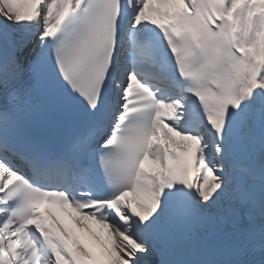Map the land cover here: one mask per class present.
<instances>
[{
  "label": "snow or ice",
  "instance_id": "6c2138e0",
  "mask_svg": "<svg viewBox=\"0 0 264 264\" xmlns=\"http://www.w3.org/2000/svg\"><path fill=\"white\" fill-rule=\"evenodd\" d=\"M154 257L264 264V0H0V264Z\"/></svg>",
  "mask_w": 264,
  "mask_h": 264
},
{
  "label": "bare ground",
  "instance_id": "6f19581e",
  "mask_svg": "<svg viewBox=\"0 0 264 264\" xmlns=\"http://www.w3.org/2000/svg\"><path fill=\"white\" fill-rule=\"evenodd\" d=\"M243 224L246 223V221L242 222ZM235 227H231L228 225V223L221 225L219 228H216L215 230L219 231V232H223V233H227L230 234L234 231H236V229H234Z\"/></svg>",
  "mask_w": 264,
  "mask_h": 264
}]
</instances>
